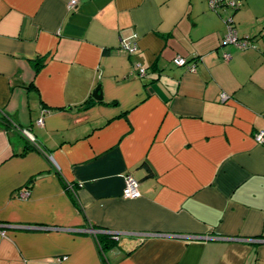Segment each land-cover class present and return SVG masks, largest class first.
I'll list each match as a JSON object with an SVG mask.
<instances>
[{
  "label": "crops",
  "instance_id": "obj_1",
  "mask_svg": "<svg viewBox=\"0 0 264 264\" xmlns=\"http://www.w3.org/2000/svg\"><path fill=\"white\" fill-rule=\"evenodd\" d=\"M70 1L0 0V264H264V0Z\"/></svg>",
  "mask_w": 264,
  "mask_h": 264
},
{
  "label": "built area",
  "instance_id": "obj_2",
  "mask_svg": "<svg viewBox=\"0 0 264 264\" xmlns=\"http://www.w3.org/2000/svg\"><path fill=\"white\" fill-rule=\"evenodd\" d=\"M78 4V0H71L68 4L69 9H74ZM209 4L211 8L217 9L220 7H231L234 9H238L243 5V0H209ZM232 18L228 19V32L226 33L223 42L224 43H231L234 44L237 48L239 49H246L250 48L253 46V40L247 36L245 38H239L238 33L235 28L232 27ZM120 50L123 52H127L129 54H132L135 52L137 49L136 44L133 42L125 41L123 40L121 45H120ZM226 58H229V54H225ZM174 63L180 67H185L189 71H195L196 70V62L194 60H189L187 58L177 56L174 59ZM140 68L138 69V74L140 76H145L147 74V69L139 66ZM225 97V96H224ZM46 110H44L45 112ZM44 122L43 116H41L38 120L37 123L39 125H42ZM24 135H26L30 139H34L33 135L27 131L26 129L21 130ZM255 139L258 143H264V131H259L255 134ZM22 196L26 195V192H21ZM141 192L139 188V181L133 177L131 174L126 175L125 177V188L123 191V197L124 198H138L140 197ZM89 231L95 235H98L99 230L93 227L88 228ZM102 233H107V234H112L115 238H118V233L113 232L111 230H103L101 231Z\"/></svg>",
  "mask_w": 264,
  "mask_h": 264
},
{
  "label": "trees",
  "instance_id": "obj_3",
  "mask_svg": "<svg viewBox=\"0 0 264 264\" xmlns=\"http://www.w3.org/2000/svg\"><path fill=\"white\" fill-rule=\"evenodd\" d=\"M5 122H7V124H9L7 120H5ZM14 127H15V125H14ZM96 239L98 241L100 248L103 251H107L109 249H112L117 244V239L112 234L98 233V235L96 236Z\"/></svg>",
  "mask_w": 264,
  "mask_h": 264
},
{
  "label": "water",
  "instance_id": "obj_4",
  "mask_svg": "<svg viewBox=\"0 0 264 264\" xmlns=\"http://www.w3.org/2000/svg\"><path fill=\"white\" fill-rule=\"evenodd\" d=\"M100 91H101L100 86H98L96 90L94 91V96L96 99H101L102 95L100 94L101 93Z\"/></svg>",
  "mask_w": 264,
  "mask_h": 264
}]
</instances>
